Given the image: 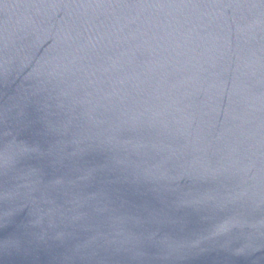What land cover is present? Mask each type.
<instances>
[{
    "label": "water",
    "instance_id": "95a60500",
    "mask_svg": "<svg viewBox=\"0 0 264 264\" xmlns=\"http://www.w3.org/2000/svg\"><path fill=\"white\" fill-rule=\"evenodd\" d=\"M0 264H264V0H0Z\"/></svg>",
    "mask_w": 264,
    "mask_h": 264
}]
</instances>
